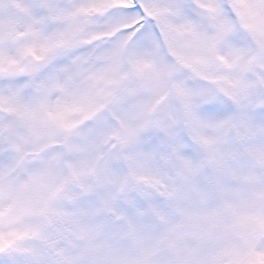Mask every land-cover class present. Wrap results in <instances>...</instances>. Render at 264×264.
Segmentation results:
<instances>
[{"label": "snow or ice", "instance_id": "obj_1", "mask_svg": "<svg viewBox=\"0 0 264 264\" xmlns=\"http://www.w3.org/2000/svg\"><path fill=\"white\" fill-rule=\"evenodd\" d=\"M0 264H264V0H0Z\"/></svg>", "mask_w": 264, "mask_h": 264}]
</instances>
